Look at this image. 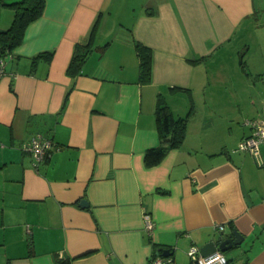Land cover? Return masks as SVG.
<instances>
[{"label":"crops","instance_id":"obj_1","mask_svg":"<svg viewBox=\"0 0 264 264\" xmlns=\"http://www.w3.org/2000/svg\"><path fill=\"white\" fill-rule=\"evenodd\" d=\"M11 1L0 0V30L12 21ZM245 7L248 0H45L3 56L0 264H147L159 248L191 264L188 248L218 237L219 225L244 235L226 264H264V142L258 157L237 149L252 128L219 110L233 101L224 90L244 100L230 73L234 54L242 70L248 65L237 77L264 75L238 50ZM77 43L90 51L71 76ZM136 43L151 49L147 82ZM46 51L50 58L33 60ZM162 102L186 117L184 134L147 166ZM36 134L52 147L34 166L22 145Z\"/></svg>","mask_w":264,"mask_h":264},{"label":"trees","instance_id":"obj_2","mask_svg":"<svg viewBox=\"0 0 264 264\" xmlns=\"http://www.w3.org/2000/svg\"><path fill=\"white\" fill-rule=\"evenodd\" d=\"M4 4L11 7L14 14L10 25L4 30H0V58L19 46L27 26L41 16L45 0H14L4 2ZM135 48L139 58V79L141 82H147L151 75V49L140 43H136ZM89 51V45L78 43L75 45L67 67V72L71 76H75L80 72L81 65ZM51 55V51L42 52L34 56L33 60L35 61L41 56L50 58ZM155 118L160 143L145 151L144 162L147 166L159 163L170 148L178 146L181 143L185 129L186 117H174L169 107L163 102L156 106ZM56 263L68 264V262L61 259H56Z\"/></svg>","mask_w":264,"mask_h":264},{"label":"rangeland","instance_id":"obj_3","mask_svg":"<svg viewBox=\"0 0 264 264\" xmlns=\"http://www.w3.org/2000/svg\"><path fill=\"white\" fill-rule=\"evenodd\" d=\"M248 4L250 6L249 10L247 11L245 7L240 17L243 21L241 23L242 32H240L241 41L238 42L241 44V48L238 50L241 51L240 55L242 54L243 60L247 59L255 64L254 68L264 70V0H248ZM244 26L247 27L245 28ZM245 44L249 46L248 49H246ZM238 60V54H234V58L232 59L234 67L232 69L230 68V73L232 74L234 83L241 90L244 100L239 103L236 98L229 96L232 92L224 90V97L230 98L233 101L230 102V105L226 104L223 107H219V110L222 115H233L235 120L242 124L246 119L264 118V81H262L264 79H261L264 78V75H261V78L253 77V75L237 77L236 73L241 72L245 75L244 70L247 72L246 68H248V65L243 63L244 70H242ZM249 66L251 70H254L251 67L252 64ZM224 81L227 82L228 80H223L222 82ZM254 82L256 86L252 84ZM247 83H251L250 88L246 85ZM248 97L256 99L253 105L248 104ZM237 102L239 105H236ZM226 253L230 254V261L235 260L237 256L235 249Z\"/></svg>","mask_w":264,"mask_h":264},{"label":"built area","instance_id":"obj_4","mask_svg":"<svg viewBox=\"0 0 264 264\" xmlns=\"http://www.w3.org/2000/svg\"><path fill=\"white\" fill-rule=\"evenodd\" d=\"M5 65L4 58H0V75L3 73ZM252 129L250 135L242 138L237 149L246 151L251 155L258 157L259 145L264 142V119L253 118L245 121ZM52 147V141L49 137L42 134H36L29 141L23 143L22 148L28 152L33 160L34 166L38 165L41 161L45 160L49 156L50 149ZM142 220L145 230L148 234H151L153 229V221L150 213L144 211L142 214ZM218 230L224 229L223 225H219ZM187 255L191 264H226L228 259L226 255L221 251H215L207 255H202L199 248L195 245H191L187 250ZM147 264H177L171 256H163L160 254L152 256Z\"/></svg>","mask_w":264,"mask_h":264},{"label":"water","instance_id":"obj_5","mask_svg":"<svg viewBox=\"0 0 264 264\" xmlns=\"http://www.w3.org/2000/svg\"><path fill=\"white\" fill-rule=\"evenodd\" d=\"M79 205L85 208L88 206V202L85 199H81L79 201ZM243 241L244 235L238 232L236 229H233L232 231H225L223 229L219 233L218 237L207 241L199 248V251L202 255H207L215 251H221L225 253L241 247ZM156 254L167 256L171 254V251L166 248H159L156 250Z\"/></svg>","mask_w":264,"mask_h":264}]
</instances>
